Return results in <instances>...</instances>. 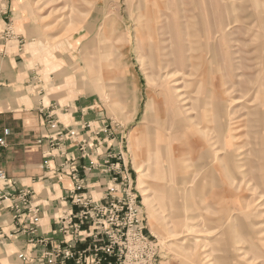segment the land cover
<instances>
[{
	"label": "rangeland",
	"instance_id": "374dc122",
	"mask_svg": "<svg viewBox=\"0 0 264 264\" xmlns=\"http://www.w3.org/2000/svg\"><path fill=\"white\" fill-rule=\"evenodd\" d=\"M17 10L11 43L33 62L31 93L54 88L61 124L70 101L89 99L88 131L110 144L97 164L109 186L95 200L83 179L77 197H111L95 211L66 199L72 215L89 213L86 253L110 246L102 264H264V0H19ZM216 127L223 153L210 144ZM238 153L248 166L224 168ZM6 254L0 264H13Z\"/></svg>",
	"mask_w": 264,
	"mask_h": 264
},
{
	"label": "crops",
	"instance_id": "0c3cea01",
	"mask_svg": "<svg viewBox=\"0 0 264 264\" xmlns=\"http://www.w3.org/2000/svg\"><path fill=\"white\" fill-rule=\"evenodd\" d=\"M18 2L19 0H0V36L6 30L11 31V25L18 16ZM14 37L13 34L9 39L0 38V138L5 142L4 146L0 145V169L15 183L12 190L27 188L34 191L32 201L41 206L42 210L41 228L37 237L48 241V246L44 248L31 244L30 236L22 230L29 227L28 220L21 225L15 224L9 203L2 202L0 256L5 252L8 253L5 259L11 260L13 264H26L18 257V254H23L32 260V264H39L43 251L72 241L71 237L59 233L62 215L74 212L73 206L66 201L71 198L69 192L74 187L67 166L70 163L76 165L79 178L86 181L85 188L89 196L99 199L110 183L98 171L97 164L102 161V152L108 156L106 154L110 144L105 148L104 143L107 142L96 136L92 137L91 131H88L90 126L98 123V114L91 113L93 107L88 103L89 99L80 96L67 104V113L61 114L64 126L76 132V136L66 137L59 149L50 152L49 158L43 156L47 151L45 140L54 134L45 125L44 119L47 108L51 107L52 96L55 95L54 88L45 99H41L37 93H31L34 88L31 77L33 62L20 55V46L16 48L12 45ZM16 40L19 45V38ZM48 102L50 106L44 105ZM58 103L62 105L63 101L59 100ZM39 140L43 141L42 144L38 143ZM47 160L46 167L44 162ZM65 163L67 165L61 169ZM85 244H78L76 248L84 250Z\"/></svg>",
	"mask_w": 264,
	"mask_h": 264
},
{
	"label": "built area",
	"instance_id": "2783aa9c",
	"mask_svg": "<svg viewBox=\"0 0 264 264\" xmlns=\"http://www.w3.org/2000/svg\"><path fill=\"white\" fill-rule=\"evenodd\" d=\"M3 34V35H2ZM2 36L0 38L9 39L13 36L12 31L6 30L4 33H1ZM45 125H48L49 129L53 131L54 134L46 138L47 143V151L43 154L45 158H49L50 152L54 149H59L63 141H65L66 137L74 138L76 136L74 131L68 130L64 124H61L58 121L55 110L51 108H47V111L44 114ZM43 141L39 140L38 143L42 144ZM0 145L4 146L5 142L2 138H0ZM84 145V142H82ZM82 150V148H81ZM62 155V154H61ZM67 161V160H66ZM65 161V162H66ZM48 160L44 162V166L47 167ZM64 165L61 166V169L65 168ZM70 176L74 181L73 190L69 192L71 198L73 197L72 204L73 205H82L94 206L93 210H97V206H99L100 202L106 200L107 197H111V193L113 189H110V192L103 196L97 203H93L91 200L86 197H82L80 194L77 197L80 190H83V180L79 178V172L75 164L70 163L67 166ZM15 187V183L8 178V175L0 169V203L8 202L9 210L12 215V221L21 225L25 220H28L29 227L23 228V232L30 236V243H34L36 245L42 246L46 248L48 246V241L43 238L37 237V233L41 228L40 216H41V206L33 203L32 198L34 196V191L27 188H20L16 190H12L11 188ZM94 204V205H93ZM84 216L77 217V215H72L71 213H64L60 218V229L59 233L63 236L71 237L70 243H65V245L58 244L49 250H45L42 252V258L40 259L41 263L39 264H102L106 262V258L111 256L112 248L110 246L104 248H96L94 247L91 254L88 255L85 249L78 250L76 247L78 244L85 242L86 237H81V232L83 231L80 227L81 223H83V219H87L88 212H83ZM72 215V216H71ZM91 218V216H90ZM80 224V225H79ZM68 225H70V229H67ZM96 225V223H93ZM91 224L89 228H91ZM97 235V233H96ZM109 237H113L112 234ZM91 235H87L90 237ZM95 238L97 236H94ZM112 242L111 245H113ZM101 249V250H100ZM111 251V252H110ZM101 253V254H100ZM19 259L25 262L26 264H32V260L27 259V257L23 254H18ZM102 259H104L102 261ZM107 264H110L109 262Z\"/></svg>",
	"mask_w": 264,
	"mask_h": 264
},
{
	"label": "bare ground",
	"instance_id": "6f19581e",
	"mask_svg": "<svg viewBox=\"0 0 264 264\" xmlns=\"http://www.w3.org/2000/svg\"><path fill=\"white\" fill-rule=\"evenodd\" d=\"M167 62H168V60H167ZM160 66H161V64H160V61L159 60H157V62H156V67H158V68H160ZM190 67L192 68V69H195L196 67H198L196 64H194L193 62H190ZM196 70H197V68H196ZM176 72H177V70H175ZM178 74H180V72H178ZM168 75H170V74H167L166 76H168ZM190 75H191V73H190ZM189 75V76H190ZM165 76V77H166ZM204 76V75H203ZM201 77V76H200ZM161 79H164V78H162L161 77ZM178 91V94L179 93H181L180 91H182V90H177ZM206 95L208 96V98H210V100H212V97L211 96H209L210 94V91L209 90H206ZM178 98H179V100H180V103L182 102V104L183 105H185V103H186V99H187V97H184V95H178ZM214 101V100H213ZM213 101H211V102H213ZM238 101H234V103L236 104ZM207 105H209L208 103H206V102H204V104H203V107H204V109L205 110H203V115H205V116H207L208 115V113H209V111H208V109H206V107H207ZM209 116V115H208ZM199 124V123H198ZM239 125V124H238ZM220 126V125H219ZM218 127V126H217ZM216 127V133H217V137H214V138H212V139H214L213 141L211 140V142H210V144H211V146H213V147H215V145H217V144H219V145H221V148H217L218 149V153H221L222 151L221 150H224V148H225V146H226V144H225V141H223V139L221 138V139H219V137H218V135H222V131L221 130H219V128H217ZM239 126H235V127H232V129H231V131H232V133L233 134H236L235 132L237 131V130H239ZM194 130V132L196 133V134H198V132H196V129H193ZM237 132H240V130L239 131H237ZM238 134V133H237ZM216 138V139H215ZM232 138V145H230L231 147H232V149L234 148L233 147V142H235V140H237L236 139V137H234V136H232L231 137ZM237 149H235V151H236ZM223 153V152H222ZM240 153H242V152H240ZM240 153H238V154H240ZM249 155V154H248ZM236 156V155H235ZM235 159H237L236 161L239 163V165H237L236 167H235ZM248 157L246 156V155H243V154H240V155H237L236 156V158L235 157H229V156H227L226 158H225V160H224V162H223V164H224V168H226V169H230V168H232V166L233 167H235V169H239L240 170V172L241 171H243L244 170V168L243 167H245V166H248ZM255 170V169H254ZM243 173V172H242ZM230 174V173H229ZM187 242V241H186ZM186 242H184V241H182V242H180V245H184V244H186Z\"/></svg>",
	"mask_w": 264,
	"mask_h": 264
}]
</instances>
